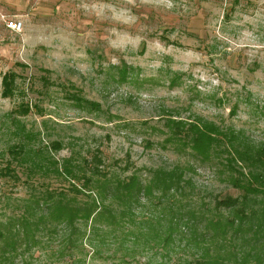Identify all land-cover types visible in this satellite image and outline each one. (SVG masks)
Instances as JSON below:
<instances>
[{
  "label": "rangeland",
  "instance_id": "rangeland-1",
  "mask_svg": "<svg viewBox=\"0 0 264 264\" xmlns=\"http://www.w3.org/2000/svg\"><path fill=\"white\" fill-rule=\"evenodd\" d=\"M5 19L21 20V29L7 28ZM8 72L16 76L5 97ZM207 123L221 134L215 155L204 161L188 143L193 126ZM223 133H233L235 143H264V0H0V169L10 164L13 172L0 177L1 228L36 209L33 197L45 187L70 194L71 182L81 184L43 173L32 158L68 159L81 174L84 159L97 153L110 178L135 173L144 180L155 170L179 168L190 181L183 196L142 199L125 239L116 225L107 232L97 223L96 233L79 225L86 233L71 241L48 225L36 244L18 245L0 264L198 258L201 246L185 247L176 235L163 246L150 235L169 208L199 211L239 193L229 180L248 169L226 159ZM53 141L61 148H52ZM17 144L32 158H14Z\"/></svg>",
  "mask_w": 264,
  "mask_h": 264
},
{
  "label": "trees",
  "instance_id": "trees-1",
  "mask_svg": "<svg viewBox=\"0 0 264 264\" xmlns=\"http://www.w3.org/2000/svg\"><path fill=\"white\" fill-rule=\"evenodd\" d=\"M125 73L123 70L122 76ZM15 76L13 72L2 76L3 96L12 94ZM70 98L81 105L79 97L70 95ZM193 129L194 135L188 143L192 155L210 160L215 155L213 143L218 141L221 131L211 123L193 126ZM223 135L227 139L226 152L230 153L226 159H234L248 169L246 173L239 171L237 177L229 180L239 193L215 198L211 207L199 211L186 209L184 205L174 207L175 210L169 208L170 215L160 217L158 226H152L155 231L150 237H157L164 246L176 235L185 247H202L198 258L183 264H264V143L256 146L247 141L235 143L233 133ZM51 147L59 149L61 145L53 141ZM10 152L14 158L20 157V162L32 158L20 144L13 146ZM41 160L45 164L32 158L34 166H39L43 173L51 171L81 184L71 182L70 194L67 190L45 187L33 197L36 209H24L15 225L0 227V261L4 263L18 253V245L36 244L38 232L48 225L54 229L59 226L71 241L76 233L81 237L85 235L79 225H88L89 232L96 233L97 223H105L107 232L113 225L119 226L125 239L132 235L130 224L143 205L142 199L156 193L161 197L170 193L183 196L186 183L190 182L184 180V172L179 168L155 170L144 180L135 173L121 179L110 178L109 172L100 167L101 158L97 153L90 160L84 159L81 174L68 159L62 164L47 156ZM10 174H13L10 164L0 169V177ZM78 195L85 198L79 200ZM140 235L135 234L133 239L137 240Z\"/></svg>",
  "mask_w": 264,
  "mask_h": 264
},
{
  "label": "built area",
  "instance_id": "built-area-1",
  "mask_svg": "<svg viewBox=\"0 0 264 264\" xmlns=\"http://www.w3.org/2000/svg\"><path fill=\"white\" fill-rule=\"evenodd\" d=\"M4 22L6 27L11 29L12 31H18L22 27V21L19 19H5Z\"/></svg>",
  "mask_w": 264,
  "mask_h": 264
}]
</instances>
